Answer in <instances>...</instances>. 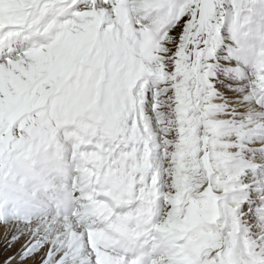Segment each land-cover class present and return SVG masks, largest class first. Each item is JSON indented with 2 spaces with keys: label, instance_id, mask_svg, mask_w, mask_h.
<instances>
[{
  "label": "snow or ice",
  "instance_id": "6c2138e0",
  "mask_svg": "<svg viewBox=\"0 0 264 264\" xmlns=\"http://www.w3.org/2000/svg\"><path fill=\"white\" fill-rule=\"evenodd\" d=\"M4 264H264V0H0Z\"/></svg>",
  "mask_w": 264,
  "mask_h": 264
},
{
  "label": "rangeland",
  "instance_id": "374dc122",
  "mask_svg": "<svg viewBox=\"0 0 264 264\" xmlns=\"http://www.w3.org/2000/svg\"><path fill=\"white\" fill-rule=\"evenodd\" d=\"M5 244L4 236L0 237V264H2L8 256L14 255L17 253L19 245H13L11 248L7 247ZM13 248H15L14 253L12 252ZM5 255V256H4ZM27 261L24 262L26 264Z\"/></svg>",
  "mask_w": 264,
  "mask_h": 264
},
{
  "label": "bare ground",
  "instance_id": "6f19581e",
  "mask_svg": "<svg viewBox=\"0 0 264 264\" xmlns=\"http://www.w3.org/2000/svg\"><path fill=\"white\" fill-rule=\"evenodd\" d=\"M2 236H3V229H0V237H2ZM4 245H6V244H4ZM14 251H15V248H13L12 252L14 253ZM2 264H4V262ZM13 264H16V262L13 261ZM26 264H28V262Z\"/></svg>",
  "mask_w": 264,
  "mask_h": 264
}]
</instances>
